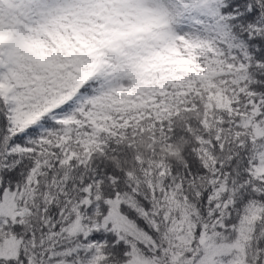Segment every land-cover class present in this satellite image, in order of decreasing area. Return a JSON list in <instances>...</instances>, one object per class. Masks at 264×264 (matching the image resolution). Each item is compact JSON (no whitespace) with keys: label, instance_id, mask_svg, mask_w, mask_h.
Masks as SVG:
<instances>
[{"label":"snow or ice","instance_id":"snow-or-ice-1","mask_svg":"<svg viewBox=\"0 0 264 264\" xmlns=\"http://www.w3.org/2000/svg\"><path fill=\"white\" fill-rule=\"evenodd\" d=\"M0 264H264V0H0Z\"/></svg>","mask_w":264,"mask_h":264}]
</instances>
